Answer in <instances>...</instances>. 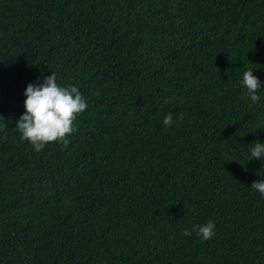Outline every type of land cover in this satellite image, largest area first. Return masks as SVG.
I'll return each mask as SVG.
<instances>
[{"label": "trees", "instance_id": "obj_1", "mask_svg": "<svg viewBox=\"0 0 264 264\" xmlns=\"http://www.w3.org/2000/svg\"><path fill=\"white\" fill-rule=\"evenodd\" d=\"M245 70L264 81V0H0V264H264ZM51 72L87 108L37 152L15 126Z\"/></svg>", "mask_w": 264, "mask_h": 264}, {"label": "clouds", "instance_id": "obj_2", "mask_svg": "<svg viewBox=\"0 0 264 264\" xmlns=\"http://www.w3.org/2000/svg\"><path fill=\"white\" fill-rule=\"evenodd\" d=\"M241 85L252 103L260 101L264 81L253 75V70L243 72ZM24 96L25 110L16 121L15 127L21 134V139L26 140L37 152L52 142L63 141L66 144L67 135L76 131L74 120L87 108V102L78 87L61 86L57 83L54 72L35 83H28L24 89ZM0 120L3 118L0 117ZM162 123L165 127L172 125V115H166ZM251 145L248 150V161L254 159L264 161V142L255 141ZM251 187L264 197V179L254 181ZM215 229V223L208 220L194 230L202 241H206L215 235ZM191 234L188 230L184 232L186 236Z\"/></svg>", "mask_w": 264, "mask_h": 264}, {"label": "rangeland", "instance_id": "obj_3", "mask_svg": "<svg viewBox=\"0 0 264 264\" xmlns=\"http://www.w3.org/2000/svg\"><path fill=\"white\" fill-rule=\"evenodd\" d=\"M154 114L157 116V117H163V116H166L168 114H171V115H175L177 114L176 111H169V110H163V109H160V110H156L154 112Z\"/></svg>", "mask_w": 264, "mask_h": 264}]
</instances>
